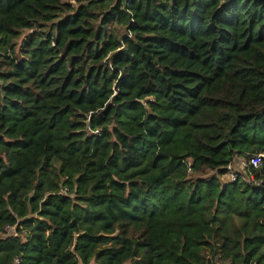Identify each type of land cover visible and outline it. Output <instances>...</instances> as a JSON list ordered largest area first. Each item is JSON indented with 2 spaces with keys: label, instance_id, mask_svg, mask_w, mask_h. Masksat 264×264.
<instances>
[{
  "label": "trees",
  "instance_id": "16d2710c",
  "mask_svg": "<svg viewBox=\"0 0 264 264\" xmlns=\"http://www.w3.org/2000/svg\"><path fill=\"white\" fill-rule=\"evenodd\" d=\"M248 152L264 0H0V264H264Z\"/></svg>",
  "mask_w": 264,
  "mask_h": 264
},
{
  "label": "built area",
  "instance_id": "2783aa9c",
  "mask_svg": "<svg viewBox=\"0 0 264 264\" xmlns=\"http://www.w3.org/2000/svg\"><path fill=\"white\" fill-rule=\"evenodd\" d=\"M264 152L235 153L221 171L215 172L223 183H243L247 186L262 187L264 189ZM69 189L63 186L59 189V195H68ZM4 232L16 235L14 226H4ZM18 259L15 264H18Z\"/></svg>",
  "mask_w": 264,
  "mask_h": 264
},
{
  "label": "rangeland",
  "instance_id": "374dc122",
  "mask_svg": "<svg viewBox=\"0 0 264 264\" xmlns=\"http://www.w3.org/2000/svg\"><path fill=\"white\" fill-rule=\"evenodd\" d=\"M119 32L122 33L123 30L120 29ZM28 33H29V31H27V30L23 31L21 37L18 39V43H20V42H21V39H22L23 37H25ZM198 173L201 174L202 172H198ZM212 175H213L212 172H209V173H203V174H201V177H208V176L211 177Z\"/></svg>",
  "mask_w": 264,
  "mask_h": 264
}]
</instances>
